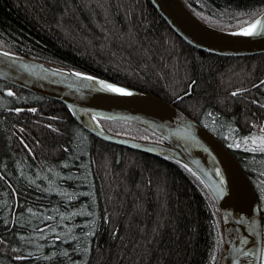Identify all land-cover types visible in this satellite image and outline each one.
<instances>
[{"label": "trees", "instance_id": "16d2710c", "mask_svg": "<svg viewBox=\"0 0 264 264\" xmlns=\"http://www.w3.org/2000/svg\"><path fill=\"white\" fill-rule=\"evenodd\" d=\"M182 1L223 31L264 10V0ZM0 50L150 94L201 125L249 178L264 249V149L243 143L264 120V53L195 49L148 0H0ZM222 239L212 197L183 164L102 141L61 103L0 80V264H218Z\"/></svg>", "mask_w": 264, "mask_h": 264}, {"label": "water", "instance_id": "95a60500", "mask_svg": "<svg viewBox=\"0 0 264 264\" xmlns=\"http://www.w3.org/2000/svg\"><path fill=\"white\" fill-rule=\"evenodd\" d=\"M148 1L168 27L195 49L224 57L264 53V10L244 27L223 31L197 20L182 0ZM257 20L261 24L253 35L238 34ZM0 80L61 103L82 129L102 141L183 164L201 181L219 213L223 239L218 264H261V209L249 178L219 139L175 106L106 79L2 50ZM102 84L131 95L109 91ZM98 119L141 126L165 143L112 134Z\"/></svg>", "mask_w": 264, "mask_h": 264}, {"label": "rangeland", "instance_id": "374dc122", "mask_svg": "<svg viewBox=\"0 0 264 264\" xmlns=\"http://www.w3.org/2000/svg\"><path fill=\"white\" fill-rule=\"evenodd\" d=\"M258 130L259 132L254 134L252 137L244 138L243 143L247 144L246 147L251 148V149H254V148L264 149V120L259 125ZM261 264H264V249H262Z\"/></svg>", "mask_w": 264, "mask_h": 264}, {"label": "snow or ice", "instance_id": "6c2138e0", "mask_svg": "<svg viewBox=\"0 0 264 264\" xmlns=\"http://www.w3.org/2000/svg\"><path fill=\"white\" fill-rule=\"evenodd\" d=\"M260 24H261V21L257 20L255 23L249 25L247 28L243 29L238 34L239 35H253L256 32V30H257V26L260 25ZM5 55H7V54L5 53ZM77 75H79V74H77ZM84 79L91 80L92 77H84ZM101 87L106 88L109 91L116 92V93H118L120 95H131L130 92H127V91H125L122 88L113 87L112 85L102 84ZM8 94L11 95L12 93H8ZM234 95H235V93H234Z\"/></svg>", "mask_w": 264, "mask_h": 264}, {"label": "bare ground", "instance_id": "6f19581e", "mask_svg": "<svg viewBox=\"0 0 264 264\" xmlns=\"http://www.w3.org/2000/svg\"><path fill=\"white\" fill-rule=\"evenodd\" d=\"M188 9V8H187ZM189 10V9H188ZM190 11V10H189ZM191 13V12H190ZM192 14V13H191ZM193 15V14H192ZM195 17V16H194ZM196 18V17H195ZM197 19V18H196ZM198 20V19H197ZM201 22V21H200Z\"/></svg>", "mask_w": 264, "mask_h": 264}]
</instances>
